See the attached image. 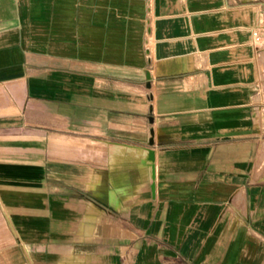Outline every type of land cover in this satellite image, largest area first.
Listing matches in <instances>:
<instances>
[{
  "label": "crops",
  "instance_id": "crops-1",
  "mask_svg": "<svg viewBox=\"0 0 264 264\" xmlns=\"http://www.w3.org/2000/svg\"><path fill=\"white\" fill-rule=\"evenodd\" d=\"M255 31L264 0H0L2 142L99 148L69 168L67 248L0 264H264Z\"/></svg>",
  "mask_w": 264,
  "mask_h": 264
},
{
  "label": "rangeland",
  "instance_id": "rangeland-1",
  "mask_svg": "<svg viewBox=\"0 0 264 264\" xmlns=\"http://www.w3.org/2000/svg\"><path fill=\"white\" fill-rule=\"evenodd\" d=\"M258 46L261 55L260 85L264 88V38ZM11 144L17 145L0 139V192L11 195L7 198L14 202L17 210L11 216L20 223L16 227L11 216L0 209V250L10 249L12 253L30 258L37 246L41 250L42 242L45 250H51V234L61 249L67 248L65 230L72 217L68 203L69 200L78 202L82 199L67 196L68 190L73 188L68 177L69 168H83L84 152L92 151L93 156H99V148H74L70 147L74 143L57 142L51 138L42 148L30 147L31 142L26 143L29 147L22 149L11 148ZM21 208L25 211H20ZM30 229L33 230L29 232ZM39 233L41 235L37 236ZM28 262L34 264L31 260Z\"/></svg>",
  "mask_w": 264,
  "mask_h": 264
},
{
  "label": "built area",
  "instance_id": "built-area-1",
  "mask_svg": "<svg viewBox=\"0 0 264 264\" xmlns=\"http://www.w3.org/2000/svg\"><path fill=\"white\" fill-rule=\"evenodd\" d=\"M253 36H254L256 41H260V35H259L258 31L253 32Z\"/></svg>",
  "mask_w": 264,
  "mask_h": 264
}]
</instances>
